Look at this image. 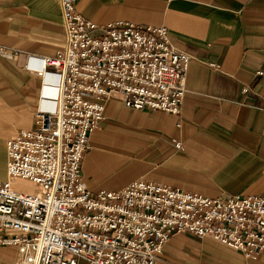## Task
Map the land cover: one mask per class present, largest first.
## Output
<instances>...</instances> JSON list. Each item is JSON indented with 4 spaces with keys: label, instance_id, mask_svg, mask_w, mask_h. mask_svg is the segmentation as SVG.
<instances>
[{
    "label": "crops",
    "instance_id": "crops-1",
    "mask_svg": "<svg viewBox=\"0 0 264 264\" xmlns=\"http://www.w3.org/2000/svg\"><path fill=\"white\" fill-rule=\"evenodd\" d=\"M76 11L99 27H166L172 44L194 57L179 115L131 110L119 97L106 101L82 162L92 192L142 180L213 198L264 197V0H76ZM66 44L59 0H0V47L17 53L0 57L2 182L8 141L34 129L38 112L56 107L59 78L37 71ZM116 147L124 157L105 153ZM19 258L17 248L0 247V264ZM158 264H264V255L249 259L212 238L177 234Z\"/></svg>",
    "mask_w": 264,
    "mask_h": 264
},
{
    "label": "built area",
    "instance_id": "built-area-1",
    "mask_svg": "<svg viewBox=\"0 0 264 264\" xmlns=\"http://www.w3.org/2000/svg\"><path fill=\"white\" fill-rule=\"evenodd\" d=\"M59 1L67 44L37 71L59 78L56 107L38 112L35 128L7 143L0 247L19 250L15 264H158L170 238L182 234L212 238L249 259L263 256V196L213 198L142 180L90 190L82 162L106 101L179 115L194 57L172 44L166 27H99L77 13L76 0ZM16 55L0 47V57ZM16 181L35 189H18Z\"/></svg>",
    "mask_w": 264,
    "mask_h": 264
},
{
    "label": "rangeland",
    "instance_id": "rangeland-1",
    "mask_svg": "<svg viewBox=\"0 0 264 264\" xmlns=\"http://www.w3.org/2000/svg\"><path fill=\"white\" fill-rule=\"evenodd\" d=\"M121 148H113L111 150H105V153L108 155V156H115V157H124L125 156V153L120 150ZM111 169L112 167L110 165H106V167L104 168V171L106 172H111ZM15 186L18 188V189H21V190H25L27 192H32L33 189L30 187V186H26V185H23L22 183L18 182V183H15Z\"/></svg>",
    "mask_w": 264,
    "mask_h": 264
},
{
    "label": "bare ground",
    "instance_id": "bare-ground-1",
    "mask_svg": "<svg viewBox=\"0 0 264 264\" xmlns=\"http://www.w3.org/2000/svg\"><path fill=\"white\" fill-rule=\"evenodd\" d=\"M47 90H48V89H47ZM50 91H51V90H50ZM48 95H49V94H48ZM50 95H52V94L50 93ZM32 185H33V184H32ZM33 186H34V189H35V185H33ZM34 189H33V190H34ZM32 192H33V191H32Z\"/></svg>",
    "mask_w": 264,
    "mask_h": 264
}]
</instances>
